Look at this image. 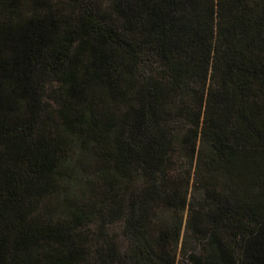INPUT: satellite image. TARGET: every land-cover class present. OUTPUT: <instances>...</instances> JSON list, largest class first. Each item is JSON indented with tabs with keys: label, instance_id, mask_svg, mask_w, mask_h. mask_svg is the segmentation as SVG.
Wrapping results in <instances>:
<instances>
[{
	"label": "trees",
	"instance_id": "16d2710c",
	"mask_svg": "<svg viewBox=\"0 0 264 264\" xmlns=\"http://www.w3.org/2000/svg\"><path fill=\"white\" fill-rule=\"evenodd\" d=\"M0 264H264V0H0Z\"/></svg>",
	"mask_w": 264,
	"mask_h": 264
},
{
	"label": "rangeland",
	"instance_id": "374dc122",
	"mask_svg": "<svg viewBox=\"0 0 264 264\" xmlns=\"http://www.w3.org/2000/svg\"><path fill=\"white\" fill-rule=\"evenodd\" d=\"M177 167L182 166L180 161H177L176 163ZM187 168V167H185ZM187 169H185L186 172ZM191 182L192 184L190 185L189 191L191 194V197H194L196 199H199L200 197H202V195L204 194V188L202 187V185H200L199 183V176L194 173L193 174V168H192V175H191ZM165 214V216H174V213L171 211H164L163 212ZM182 218V230H181V235H180V239L178 241V245L176 247V252L178 255V258L180 259L183 255V253H190V252H199L200 251V245L193 239H191L190 237L187 236V232H186V228H185V221L187 218V210L183 211L181 214H179ZM115 232L118 235V239L119 240V245H122V243L124 242V239L122 237L121 234V227H120V223H116L114 225V227H111L109 232Z\"/></svg>",
	"mask_w": 264,
	"mask_h": 264
}]
</instances>
